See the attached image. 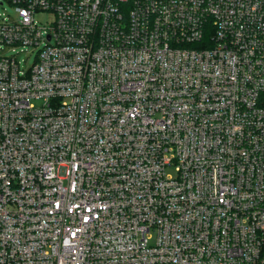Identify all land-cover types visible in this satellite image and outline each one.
Wrapping results in <instances>:
<instances>
[{
    "label": "built area",
    "instance_id": "1",
    "mask_svg": "<svg viewBox=\"0 0 264 264\" xmlns=\"http://www.w3.org/2000/svg\"><path fill=\"white\" fill-rule=\"evenodd\" d=\"M10 4L0 264H264V0Z\"/></svg>",
    "mask_w": 264,
    "mask_h": 264
},
{
    "label": "rangeland",
    "instance_id": "2",
    "mask_svg": "<svg viewBox=\"0 0 264 264\" xmlns=\"http://www.w3.org/2000/svg\"><path fill=\"white\" fill-rule=\"evenodd\" d=\"M1 3L2 5H0V17L6 18L10 22L17 21L18 14L16 13L15 7L12 4L3 0H0V4ZM46 20H48V18H46L45 16L37 15V21L44 23ZM20 50L22 51L20 52L18 59L21 62L22 67H25V69L30 68L34 64L35 55L33 53H29L30 49L20 48L19 51ZM168 174L172 176H176V172L174 169H170L168 171ZM154 242H155V237H151L150 243L153 244Z\"/></svg>",
    "mask_w": 264,
    "mask_h": 264
},
{
    "label": "trees",
    "instance_id": "3",
    "mask_svg": "<svg viewBox=\"0 0 264 264\" xmlns=\"http://www.w3.org/2000/svg\"><path fill=\"white\" fill-rule=\"evenodd\" d=\"M3 1H6V2H8V3H11V0H3Z\"/></svg>",
    "mask_w": 264,
    "mask_h": 264
}]
</instances>
